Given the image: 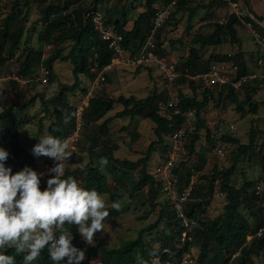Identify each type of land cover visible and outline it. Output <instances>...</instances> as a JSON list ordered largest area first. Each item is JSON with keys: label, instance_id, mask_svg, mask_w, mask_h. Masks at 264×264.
I'll list each match as a JSON object with an SVG mask.
<instances>
[{"label": "trees", "instance_id": "obj_1", "mask_svg": "<svg viewBox=\"0 0 264 264\" xmlns=\"http://www.w3.org/2000/svg\"><path fill=\"white\" fill-rule=\"evenodd\" d=\"M85 0H66L63 4H58L50 0H35L38 3V8L41 10V22L44 25V32L40 38L45 45L52 46L53 50L47 58L44 57L42 50L29 47L25 51V59L23 60L19 77L24 80H29V83L37 84L36 79L39 77L41 70L44 68L49 72L47 80L49 85L59 86V96L49 100V102H59L61 109H55V120L52 121L48 127V132L51 136L67 139L74 131L76 124V116L72 118L70 123L64 124L65 114L76 113L77 106L66 103L64 95L68 91H75L79 87L80 75H85L92 80L96 78L91 69L97 65L98 71L109 66L114 58V53L108 49L107 44L102 40L101 35L95 30L94 16L99 10V5L105 3L107 0H91V5L86 6ZM139 1V0H138ZM145 11L138 14L134 27L131 30H126L127 16L130 11L131 0H116L114 7L110 9L108 14L104 15L105 25H113L124 36V46L132 54H136L146 38L151 33L153 28V18L155 15V5L169 6L175 1L174 10L171 18L163 28L164 31L168 25L177 17L178 14L186 11L190 12V16L196 13L201 6H193L195 0H141ZM31 0H15L12 6V12L5 18L4 27L0 30V68L4 67L8 62L16 57V51L21 46L23 36L25 34V22L31 11ZM25 7V8H24ZM115 13H120L119 19L113 18ZM190 18V19H191ZM264 20L263 18H260ZM247 20H252L250 17ZM254 21V20H253ZM255 22V21H254ZM241 23L236 17H232L225 25L219 23L213 25V32L210 34H196L191 39V49L189 55L182 59L178 64V69L183 73L186 71L191 74H199L206 72L210 63L213 61L226 62L230 60L228 55L217 56L212 53L208 59L203 57L202 51L209 47L217 48L229 39L238 44L235 26ZM18 25V26H17ZM178 25V23L176 24ZM258 28L264 31V28ZM17 26V27H16ZM16 27V28H14ZM192 27L187 26V35H190ZM157 53L161 57H167L169 52L162 48L161 35H157ZM72 43L71 45H69ZM68 49V50H67ZM67 50V51H66ZM235 61L240 68V76L248 75V67L244 61L241 53H237ZM66 61L73 65L74 83L66 85L58 82V76L55 73V62ZM107 77V76H106ZM180 83L185 84L188 81L185 77L179 80ZM256 86L248 87L249 83L244 85L245 94L244 99H240L237 91L229 86H222L218 89V100L223 96L227 97L229 101L237 106L241 113H250L257 115L261 104L253 99V94L257 92L260 85L264 84V80H256ZM42 83V82H40ZM190 87L194 91L193 96H185L178 89L182 101L180 108L182 112L195 110L197 123L194 133L192 134L188 144V160L181 165V170H178L181 182L189 183L192 175L200 171L201 165L206 161L204 159L205 149L197 152L196 144L201 140V132L206 130V122L201 117V112L206 109L211 102H215V92L213 88L204 89V85L197 84L190 81ZM246 87V88H245ZM242 88V89H243ZM201 91V98L197 97V90ZM83 93H87L84 89ZM96 95L89 100V104L84 109L83 118L86 121L84 126L89 123H98L115 108L116 104L123 107L122 111L118 112L113 118L104 120L99 126V134L103 137H110V123L116 118H130L132 120L142 121L144 119L151 120L155 125V134L158 141L152 142L146 149L145 155L137 162L130 160H119L115 157V150L118 148L113 146L111 149L105 147L103 152L90 153L91 159L106 157L108 162H115L120 165L118 169L115 165H106L108 171L114 176L116 187L112 190L108 182L107 175L98 167L90 165L83 168L81 171L74 170L73 175L81 174L80 185L88 190L95 189L102 195H110L112 202H118L125 194L134 195L135 193L143 191L148 187V194L152 202L159 197L161 190V183L156 181L155 177L148 172V166L151 161L153 153H155L157 145L162 147V161L166 160L167 154L170 150V142H166L165 138L168 136L170 140L171 135L185 124V118L181 115L170 117L160 114L159 104L163 101L162 94L154 91L150 96L144 99H137L135 96L125 97L119 96L112 98L106 94ZM19 99L24 98L21 91ZM37 99L44 101L42 94H36L23 106L24 109L32 106ZM18 105V104H16ZM0 107H2L0 98ZM248 107V109H246ZM11 109V108H10ZM10 109L4 110L0 114V123L6 121L0 132L4 140L8 136L16 137L17 129L21 125L15 122L12 117ZM49 113V110H47ZM84 128V127H83ZM44 129L43 121H40L39 132ZM136 141L140 138L138 134H134ZM208 141L213 143L208 133ZM228 143L238 144V149L235 153L233 165L229 169L219 168L215 166L210 173V176H202L201 179L207 180L206 187L204 184L195 186L194 191L187 203L186 211L189 217L197 221V226L188 233L187 238L183 241L185 230L181 221L177 218L172 206L163 205L161 207L160 216L154 227H157L162 221L165 222L166 232L162 234V241L164 248L161 249L160 256L163 261H172L181 259L184 255L190 254L194 248L199 250L196 264H254V256L264 253V232L261 236H257L258 231L264 228V213L262 210L254 211L256 202L263 200L264 202V145L256 153L257 138L256 132L253 131L250 135L249 144L240 145L239 141L232 138H222ZM91 148L98 147V139H91ZM214 146V145H213ZM1 148V147H0ZM20 149L16 148V152L12 153L6 164L21 163L23 167L31 165L32 158L30 153L26 154L22 161H19ZM91 152V150H90ZM253 154L259 156L260 166L262 171V193L257 194L256 186L253 182L245 183L239 188L231 184L232 177L235 174L237 165L244 155ZM23 154V153H22ZM195 156L191 163L192 156ZM74 157V155H72ZM161 161V163H162ZM197 162L200 165H197ZM140 168V179L138 181L130 180V186H125L124 179H130L128 172L122 170H136ZM14 173V171H12ZM218 185L220 191L226 198L224 212L214 219L207 216V212L212 203V197ZM254 187V191H252ZM122 193L124 195H122ZM157 206V204H154ZM110 214L118 217L128 211V208H121L119 212L109 208ZM242 211H247L254 218V223L249 221L247 215ZM73 231L74 239L73 245L86 252V264H92L94 257L99 256L102 264H147L153 257L145 249V244L142 240L143 231L140 232V237L134 241H128L123 247L119 249H107L103 244L91 246L86 244L81 239L79 232L75 226H67ZM153 227V226H152ZM147 230V229H146ZM253 237L249 240V237ZM139 250L142 255V261L136 263L134 259V252ZM6 254L16 256V264H23V254L16 255L14 249H7ZM34 264H53L49 257L47 248H45L40 257Z\"/></svg>", "mask_w": 264, "mask_h": 264}, {"label": "rangeland", "instance_id": "obj_2", "mask_svg": "<svg viewBox=\"0 0 264 264\" xmlns=\"http://www.w3.org/2000/svg\"><path fill=\"white\" fill-rule=\"evenodd\" d=\"M50 1L58 4H63L66 0ZM14 2L15 0H0V30L4 27L5 18L12 12V6ZM31 2V11L25 22V34L23 36L21 46L16 51V57L8 62L4 67L0 68V98L2 103V107H0V114L4 110L11 108L10 112L12 117L15 118L14 120L16 124H21L17 129L16 137L12 138L11 136L7 137L6 135V138L1 141L0 147L8 151L9 156L12 153L16 152L17 147L22 149L20 150L21 154L19 157V161H22L25 155L30 153L29 155L32 158L33 162L31 163V165L29 164V166L25 167H30L31 169L44 175V173L47 174L46 172H48L50 165L54 160L46 156L36 157L35 155H33L32 149L39 142V137L50 135L48 132V127L50 123L56 118L55 109H61L62 106L59 102H49V100L59 96V86L43 84L40 83V81L37 82L38 80H40V77L36 79L37 84L35 85L29 82L22 84L14 79V77L19 76L18 72L23 60L25 59V51L29 47L42 50L45 58H47L53 50L52 46L49 47L48 45H45L42 38H40L45 30L44 25L41 22V10L38 8V3H36L35 0H31ZM91 2V0H85L84 4L88 7L91 5ZM224 15L225 13H221L220 15L215 16L212 20L207 21H212L213 23L215 22L214 24H217ZM204 17L205 15L203 13L201 19ZM190 18L191 16L189 12L179 14L178 18L176 17L172 20V25L167 26V28L169 29L172 28L170 32H172L173 34L167 36L165 35L167 48L164 49H166L167 52L172 55V57L178 58L180 61L189 55L191 49L190 41L193 35L205 32V29H203V27H200L203 26L200 24L202 23L200 19V21L195 25L196 28L193 33L191 35H186L187 26L190 23ZM177 23L178 25H176ZM211 30H213L212 27H210V31ZM184 36H190L188 37V41H184ZM182 39H184L183 42ZM243 41L245 42L247 49L250 50L254 48V44L252 42H246L245 38H243ZM71 44L72 43H70L69 45ZM212 49V47L205 49L203 51V57H206L208 59ZM256 60L257 59L254 58L253 63H255ZM262 67L263 65H257V70L263 69L264 71V68ZM142 69L145 70L141 71L139 75L136 74L139 70H124V73L128 74L119 77V83L122 84L120 93L123 94L124 92L131 95H135V93H138L139 97H146L148 95H151V93L156 89L162 94L163 100H165V92H162L163 86L159 79V69L154 65L151 68L143 67L141 68V70ZM54 70L58 76L59 83H63L66 85H72L74 83L75 79L73 75V65L70 62L57 60L55 62ZM119 72L121 73L122 71H118V73ZM111 78L112 81L115 82L112 76ZM86 80L88 84V80L90 79H88L87 77L85 79L81 76L78 89H76L75 91H68L66 95H64V101L66 103L79 107L83 104V102L86 101V95L83 93V90L86 86ZM262 80H264V77ZM109 84L110 83L108 82L107 78L103 84L95 88L94 95L102 94L103 92H105V88L107 89L108 86H110ZM254 86H256L255 80L251 81V83H249L248 85V87L250 88ZM183 87L187 86H182L181 93L185 92ZM147 90L150 91L146 92ZM258 90L260 91H257L256 98L260 101L259 103L261 104V109L258 115H253L250 113L239 112L237 106L229 101V99H227V97L225 96H223L221 100H218L217 95L219 90L218 88H213L216 101L211 102L208 108H206L205 110L206 117H204V120L206 122L207 128L206 131L202 132L201 140L196 144L197 152L201 149H205L204 159L206 161L201 165L200 171L195 173V186L203 183L204 185L202 187H206L207 180L201 179V177L210 176L211 170L215 166H222L223 169H229L233 165L235 153L239 146L238 144L226 142L222 139L223 137L236 139L239 141L240 145H247L249 144L250 135L253 131H255L257 138V145L255 147L256 153H258L260 148L263 147L264 88L259 86ZM21 91L24 94L23 99H19V93ZM236 93L237 95H239L240 99H243L245 89L243 88ZM36 94H42L44 101L41 99H37V101L32 106L25 109L21 107ZM116 94L118 95L119 93ZM120 108V105H115V108L109 113V115L105 117V119H102L98 123L91 122L88 126H84L77 148L75 152H73L74 157H71L70 160H66L64 162V178L72 176L80 183L81 174L73 175L72 172L74 170L78 168V170L81 171L83 168H87L90 165L98 166L107 175L109 185L113 190L116 187L114 176H112L106 166H101V158L91 159L90 153L100 154L101 152H103V149L105 147L111 149L113 146H116L118 148L114 152L116 158H118L119 160H130L133 162H137L145 155L147 147L152 142L158 141V138L155 134L156 125L148 119L137 121L130 118H116L113 119V121L110 123L109 138L103 137V135L99 134L98 126L104 120L113 118ZM246 109H248V107H246ZM47 110H49V113ZM41 120L43 121L44 129L42 132H39ZM208 121H210V123H207ZM5 122L6 121L3 120L2 123H0V132L3 131L2 126ZM85 122L86 121L84 120V125ZM232 124L236 127V131H234V133H231L229 129V126ZM212 131H214L215 133H212ZM208 133L213 143H210L208 141ZM134 134H138L140 136L138 141H136ZM92 138L98 139V147H96L94 151L91 148ZM165 141L170 142L168 136L165 138ZM220 143L226 145V158L222 160L212 155L213 148ZM161 149L162 147L160 145H157L156 151L155 153H153L150 164L148 166L149 173L153 174L154 172H156L158 165L161 163L162 159H164ZM194 159L195 156L193 155L190 159L191 163L194 161ZM107 165H115L118 169L122 167L120 165H116L115 162L110 161ZM197 165L200 164L197 162ZM6 167H11L12 171H14L13 174L25 168L21 163L6 164ZM139 170L140 168L132 171H127L125 169L122 170L123 172H128L130 175V179H124L125 186H128L129 188L130 180L138 181L140 179ZM48 177L49 176L47 175L41 177L42 190L46 189L47 187L46 178ZM261 177L262 171L259 156H255L251 153L249 155H244L241 158L240 162L237 165L235 174L232 177L231 184L239 188L243 185V183H245L246 180L248 182H253L255 187L257 184L263 185ZM254 187L250 192L254 191ZM125 195L118 202L121 203L122 208H128V211L118 217H114L110 214L106 219L107 224L105 225V232L97 233L95 245L91 246L103 244V246H105L107 249H119L123 247L126 242L138 239L140 237V232L143 231L142 240L145 244L146 251L149 252L151 256H153L152 254L155 253V256L153 257L160 256L161 249L164 248L162 234L166 232L165 222L162 221L160 224H158L157 227H154V225L159 219L161 207L163 205L170 206L168 198L164 193L160 191L158 199L152 202L148 194V187H146L141 192L135 193L133 196L129 194ZM103 197L110 206L112 203L110 195L105 194L103 195ZM154 204H157V206H154ZM225 204L226 198L220 191L218 185H216V191L214 196L212 197V203L207 212L208 218L214 219L222 214L224 212ZM258 210H262L264 213L263 200L256 202V205H254V211L257 212ZM242 212L243 214L247 215L249 221L253 225L254 218L250 214H248L247 211ZM190 255L198 257L199 250L197 248H194L191 251ZM253 258L254 264H264V253L256 255ZM86 259L82 262V264H86ZM134 259L136 263H140L142 261V255L139 250H136L134 252ZM91 263L102 264V261L100 257L97 256L92 259Z\"/></svg>", "mask_w": 264, "mask_h": 264}, {"label": "clouds", "instance_id": "obj_3", "mask_svg": "<svg viewBox=\"0 0 264 264\" xmlns=\"http://www.w3.org/2000/svg\"><path fill=\"white\" fill-rule=\"evenodd\" d=\"M76 115L65 114L63 123ZM38 140L33 155L57 162L48 170L54 175L43 190L42 173L25 167L13 174L6 167L9 152L0 148V264H16V256L6 254L7 249L23 254V264H34L45 248L53 264H82L86 252L73 245V231L67 226H75L86 244L95 245L97 233L105 232L109 207L119 212L122 205L109 206L97 190L82 187L72 176L64 178V162L73 155L67 139L47 135ZM100 164L106 166L107 158L101 157ZM153 264L162 261L156 258Z\"/></svg>", "mask_w": 264, "mask_h": 264}, {"label": "built area", "instance_id": "obj_4", "mask_svg": "<svg viewBox=\"0 0 264 264\" xmlns=\"http://www.w3.org/2000/svg\"><path fill=\"white\" fill-rule=\"evenodd\" d=\"M226 5V13L219 20V24L225 25L232 17H236L244 26L250 31V34L254 41L258 44L264 54V31L258 28L256 22L253 20H247L251 16L248 14L243 0H217ZM264 2V0H261ZM175 1L169 6L155 5V15L153 18V28L151 33L146 38L140 49L136 54H132L124 46V36L113 25H105L104 15L97 12L94 16L95 30L101 35L102 40L107 44L108 49L114 53V58L109 66L102 68L100 71L97 69V65H94L91 71L96 74L95 85L99 87L103 84L107 77L106 73L118 66L124 69L137 70L141 67L151 68L153 65L159 69V79L163 83V91L165 92V100L160 102L159 109L160 114L170 117L172 115H181L185 118V124L178 130H176L170 137V150L167 154L166 160L162 161L158 165L156 172L152 175L156 181L161 183V192L166 195L172 210L175 212L177 218L181 221V224L185 230L183 241L186 240L187 235L191 232L197 221L188 216L186 211L187 203L190 201V197L195 188L194 177L192 175L189 183L181 182L178 170H181L182 163L188 160V144L192 134L195 131L197 117L195 110H189L182 112L180 104L182 97L178 91V82L182 77H185L188 81L196 82L197 84L204 85V89L217 88L222 86H229L235 91L241 90L244 85L257 79L256 74H248L240 76L239 65L235 61V56L238 52V46L232 42V50L229 53L230 60L226 62H216L210 65L206 72L191 75L187 71L183 73L178 69L180 60L171 59L169 56L161 57L158 51L157 35L163 30L166 23L171 18ZM264 28V27H263ZM262 61L260 64L262 65ZM49 72L44 68L40 72V82L47 84V76ZM14 79L22 84L28 83L29 80H24L21 77H14ZM89 101L83 102L76 110V124L75 129L69 135L67 140L70 143L72 152H75L79 140L81 138V132L84 127L83 113L85 107H87ZM231 133L236 131V127L232 124L229 126ZM226 145L218 144L212 150V155L219 158H226ZM56 161H52L50 168L54 167ZM222 168V166H218ZM49 168V169H50ZM44 175L49 176L47 180L54 175V173L46 172ZM43 175V176H44ZM157 176V177H156ZM262 185L256 186L257 194L262 193ZM264 232V228H261L257 236H261ZM253 237H249L251 240ZM160 258L162 264H196L197 258L190 254L184 255L181 259L163 261ZM154 258V259H156ZM151 259L147 264H153Z\"/></svg>", "mask_w": 264, "mask_h": 264}, {"label": "crops", "instance_id": "obj_5", "mask_svg": "<svg viewBox=\"0 0 264 264\" xmlns=\"http://www.w3.org/2000/svg\"><path fill=\"white\" fill-rule=\"evenodd\" d=\"M195 1H196V3H194L193 6H198L199 5V6H201V8L196 13H194L192 15V18L190 19L189 25H190V27H192L191 30H190V35L195 30V28H196L195 25L200 21L201 16H202L203 13H204L205 17L202 18L203 20L201 19V22L202 23H200V24L203 25V26H200V27H203V29H205V32H202V34H210V33L213 32V30L210 31V27H212V29H213L214 28L213 27V24L215 22L213 23L212 21H207V20H212L215 16L220 15L221 13H226V5L223 4V3H221V2H219V1H217V0H195ZM243 3H244V6H245V0H243ZM249 3H250V6H251L253 12L259 18H263L264 19V2H262L261 0H249ZM114 4H115V0H107L105 3L99 5L98 12L101 13L102 15H106L110 11V9H112L114 7ZM144 11H145V8H144L143 2L141 0H139V1L138 0H131V2H130V11H129L128 16H127V21L128 22L126 24L125 29L128 30V31L131 30L134 27V22H135V20H136V18L138 16V14L143 13ZM186 12H189V11H186ZM186 12H184V13H186ZM184 13H180V14H184ZM178 15H177V18H178ZM120 17H121V14L120 13H115L113 15V18H115V19H119ZM251 19L254 20L252 17H251ZM259 26H261V25H259ZM171 29L172 28H170V29L169 28H166L164 31H161L159 33L161 35L160 42L163 44L162 45V48H167L166 47V43L167 42H165V35L166 36L167 35H172L173 33L170 32ZM235 29H236L237 37L239 39V43L237 44V46H238V52L241 53L244 61L246 62V65L248 67V72L247 73H249V74L257 73L256 74L257 75V79L256 80L263 79L264 76H261V75H264L263 69L262 70H257V65H261L260 64V61L263 62L262 63V65H263L262 68H264V54H263L261 48L254 41V39L252 38V36L250 34V31L244 26L243 23L237 24L235 26ZM188 37H190V36H184V39L185 40L182 39V42H183V40L184 41H186V40L188 41ZM193 37H194V35H193ZM243 38L246 39V42H252L254 44V48L253 49H250V50L247 49V46H246L245 42L243 41ZM212 48L213 49L210 52L211 54L214 53L217 56L229 55L230 51L233 48L232 47V41L229 39V41L226 42V43H224L223 45H221V46H219L217 48H214V47H212ZM206 49H208V48H206ZM168 51H170V50H168ZM203 51H202V54H203ZM211 54H210V56H211ZM168 56L171 59H177V60H179L178 58L172 57L171 54H168ZM204 58L207 59L206 57H204ZM254 58L257 59L255 63H253V59ZM216 62H218V61H213V62L210 63V65L213 64V63H216ZM210 65H209V67H210ZM209 67H208V69H209ZM141 68H143V67H141ZM141 68L137 69L139 71L136 74L139 75V73L141 71L145 70V69H142L141 70ZM144 68H147V67H144ZM54 69H55V66H54ZM124 70L125 69L123 67L118 66V67H116V68H114V69H112V70H110V71H108L106 73V76L108 78V82L110 83L109 84L110 86H108L107 89L105 88V93L104 94H106L107 96L112 97V98H118L119 96H125V97L135 96L137 99H144V98L150 96V95H148L146 97H139L138 96V93H135V95L126 94L124 92H123V94L120 93V89L122 87V84L119 83V77L120 76H125L126 74H128V73H124ZM118 71H122V72L121 73L120 72L118 73ZM149 75H150V73H149ZM81 76L84 77L85 79L87 77L85 75H80V78H81ZM111 76L113 77V79H114L115 82L112 81ZM87 78L90 79V80H88V84H87V80H86V86H85L84 89L87 91V93L86 94L84 93V94L86 95L85 96L86 101L87 100L89 101L91 98H93L94 96H96V95H94V92H95V88H97V86L95 85V79L92 80L89 77H87ZM189 82L190 81H188L187 83L183 84L184 86H187V87H183L185 92L184 93L182 92V93L185 96H193L194 95V91L192 90V87H190L191 85H190ZM181 84L182 83L178 82V88H179L180 91H182L181 88L183 86ZM162 86H163V83H162ZM260 87H263L264 88V84L260 85ZM112 88H114V89H112ZM217 88L218 89H221V87H217ZM149 91L150 90H147L146 92H149ZM156 91H158V90H156ZM201 91H200V89L197 90V97L198 98H201L200 97ZM257 91L259 92L260 90H257ZM162 92H163V89H162ZM116 93H119V94L117 95ZM98 95L101 96V95H103V93L102 94H98ZM256 95H257V92L252 95L253 96V99L256 102H260L259 99L256 98ZM116 105L118 106L119 104H116ZM121 108L123 109L122 106H121ZM121 108L116 113L122 111ZM260 109H261V107H260ZM260 109H259V112H260ZM205 110L206 109H204L201 112V117L203 119H205L204 117H206ZM207 123H210V121H208ZM204 131H206V130H204ZM204 131H202V132H204ZM202 132H201V134H202ZM212 133H215V132L212 131Z\"/></svg>", "mask_w": 264, "mask_h": 264}, {"label": "water", "instance_id": "obj_6", "mask_svg": "<svg viewBox=\"0 0 264 264\" xmlns=\"http://www.w3.org/2000/svg\"><path fill=\"white\" fill-rule=\"evenodd\" d=\"M245 7L250 16L255 20V22L262 27H264V20L260 19L252 10L249 0H245Z\"/></svg>", "mask_w": 264, "mask_h": 264}]
</instances>
